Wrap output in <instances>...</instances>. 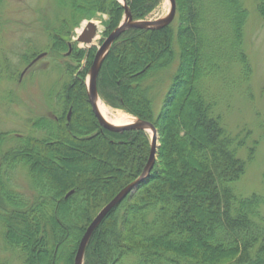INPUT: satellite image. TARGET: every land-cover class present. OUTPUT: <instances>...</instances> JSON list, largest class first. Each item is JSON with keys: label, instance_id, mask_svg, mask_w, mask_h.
I'll return each mask as SVG.
<instances>
[{"label": "trees", "instance_id": "1", "mask_svg": "<svg viewBox=\"0 0 264 264\" xmlns=\"http://www.w3.org/2000/svg\"><path fill=\"white\" fill-rule=\"evenodd\" d=\"M52 1L54 16L42 13L38 20L47 31V50L27 43L23 71L12 55L0 60V85L15 80L22 86L19 78L46 53L59 78L53 104L46 103L48 116L31 118V106L23 130H0V236L9 257L0 264L10 256L21 264H74L87 228L141 176L150 156L148 132L100 126L86 84L95 48L81 49L71 40L83 20L97 15L107 16L102 25L108 37L125 16L124 5ZM254 1L264 23V0ZM162 2L126 0L135 21L149 20ZM5 3L0 0V19ZM176 3L170 26L126 31L102 64L100 98L152 123L160 146L149 178L94 232L84 264H264V196L243 198L234 191L259 142L248 146V138L231 135L217 113L227 100L221 104L205 87L235 63L242 80L251 76L245 32L250 10L244 0ZM64 55L68 59L61 64ZM84 59L81 71L75 63ZM14 93L0 98L2 111L11 109L8 103L26 105ZM245 146L246 157L239 155ZM16 176L25 190L13 181Z\"/></svg>", "mask_w": 264, "mask_h": 264}, {"label": "rangeland", "instance_id": "2", "mask_svg": "<svg viewBox=\"0 0 264 264\" xmlns=\"http://www.w3.org/2000/svg\"><path fill=\"white\" fill-rule=\"evenodd\" d=\"M118 1L123 4L122 0ZM244 2L250 10V19L245 32L247 42L246 51L249 52L247 55H249L248 57L252 64L251 76L249 79L242 80L240 78L242 76L241 66L235 63L228 68L229 73H223L224 76L218 75L215 78L207 80L205 87H207L209 94L217 97V100L220 99L219 102L221 104L225 99L227 100L224 106H218L217 113L222 115V117L224 116V122L231 135H239L241 139L248 138V146L253 145L252 140L259 142L254 161L247 166L243 178L234 184L235 194L238 197L247 198L253 194L264 196V23L256 13L255 1L244 0ZM169 9L170 4L168 0H163L162 4L151 13L148 19L154 21L163 18L168 14ZM42 13H46L50 18L54 16L55 9L52 0H6L0 19L1 62H4L6 57L12 55L16 66H19L20 70L23 71L26 66L21 62V54H23V48L26 47L27 43L34 41L36 46L44 44L40 49L47 50V31L43 27V24L38 21ZM106 19L107 16L105 15H97L91 20H83L80 26L75 28L71 37L72 42L78 43L76 38L81 29L87 23L94 22L100 30V34L95 40L94 45L87 47L84 44L78 43V47L85 50L95 48L97 52L102 42L107 38L104 34V26L102 25ZM45 56L29 72L25 73L22 78H19L20 81L18 84L22 82V86L17 87L15 80H5L0 85V98L6 94L15 92L17 93L15 97L25 99L23 101L26 104L22 105L17 103L10 105L8 103L7 105L11 109L2 111L0 108V130L7 131L16 128L23 130L27 123L24 116H30L29 109L31 106L34 108V111L31 112V118L34 119L35 117L49 115L46 103L47 106L53 104L51 96L54 91H57L55 84L59 78L53 72V59L48 57L47 53ZM67 59L65 56L61 60L59 59V62L65 64ZM86 59L75 63L79 70L83 71L86 69ZM91 66L92 64L88 67L86 83L90 77ZM164 91L160 96H163ZM101 101L103 102L102 99ZM106 106L112 114L120 112L126 114L121 110H115L108 105ZM35 114L37 116H33ZM132 118L135 120L134 117ZM22 119L24 121H21ZM246 132H250L251 134L248 135L249 133ZM247 153L248 149L246 146L239 149V155L246 157ZM15 180L22 187V190L26 189L23 179L16 176L13 181L15 182ZM41 234L45 235V230H42ZM1 242L2 239L0 236V260L8 259L9 257H6L1 247L3 244ZM10 259L11 261H8V264H21L12 256H10Z\"/></svg>", "mask_w": 264, "mask_h": 264}, {"label": "water", "instance_id": "3", "mask_svg": "<svg viewBox=\"0 0 264 264\" xmlns=\"http://www.w3.org/2000/svg\"><path fill=\"white\" fill-rule=\"evenodd\" d=\"M123 5L125 7V16L123 21L119 24V26L102 42L101 46L98 48L92 66L90 70V77L87 81L88 88V96L89 102L92 107L93 113L96 116L100 126L103 129L109 130L111 132H121L124 130H137V131H146L151 135V150L148 162L141 174V176L125 187L109 204H107L95 217L90 226L87 228L85 234L83 235L81 242L79 244L78 250L76 252L74 258V264H84V258L87 246L99 225L103 222V220L112 212V210L117 207L123 200L126 199L128 195L133 193L139 186L145 182L153 168L155 166L157 160V153L159 144V133L157 128L150 122L142 121L136 119L130 123L123 126H117L116 124H112L109 122L101 113L98 108V101L100 99L98 93V77L102 68V64L107 57L109 51L113 44L118 40L126 31L131 29H140V30H161L172 24L175 20L177 13V3L176 0H168L170 4V9L168 14L157 20H140L135 21L132 18V14L127 6L126 0H122ZM100 34V30L97 24L94 22H89L81 29L78 33L76 41L80 44H84L87 47H92ZM43 55L37 57V60L42 58Z\"/></svg>", "mask_w": 264, "mask_h": 264}, {"label": "bare ground", "instance_id": "4", "mask_svg": "<svg viewBox=\"0 0 264 264\" xmlns=\"http://www.w3.org/2000/svg\"><path fill=\"white\" fill-rule=\"evenodd\" d=\"M98 108L109 122H111L112 124H116L117 126L130 124L134 120L131 116L123 114L121 112L112 114L110 112V109L101 101V99H99L98 101Z\"/></svg>", "mask_w": 264, "mask_h": 264}]
</instances>
